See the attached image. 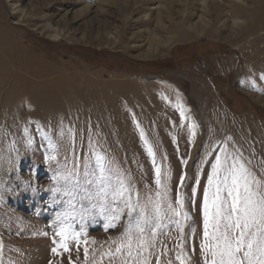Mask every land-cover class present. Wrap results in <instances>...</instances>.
Masks as SVG:
<instances>
[{"label": "rangeland", "instance_id": "1", "mask_svg": "<svg viewBox=\"0 0 264 264\" xmlns=\"http://www.w3.org/2000/svg\"><path fill=\"white\" fill-rule=\"evenodd\" d=\"M262 96L264 0H0V264H204L216 157L264 178ZM158 167L183 238L129 256L112 193L154 199Z\"/></svg>", "mask_w": 264, "mask_h": 264}, {"label": "snow or ice", "instance_id": "2", "mask_svg": "<svg viewBox=\"0 0 264 264\" xmlns=\"http://www.w3.org/2000/svg\"><path fill=\"white\" fill-rule=\"evenodd\" d=\"M97 180L99 190L95 195L102 196L106 193L107 185L103 176ZM166 181L167 173H162L158 167L155 198L147 197L143 203L139 194L133 200L130 193L135 189L127 187L123 179L119 187L113 190V199L121 200L122 207L115 208L116 215L112 219H119L124 214L131 218L124 234L128 237L129 256L133 255V234L139 245L149 244L150 240L144 239L145 232L150 231L154 238L157 229L165 226L162 221L175 225L183 238L184 225L189 219L184 211V198L177 189L173 201ZM180 186H183V177ZM179 247L183 248V244ZM201 251L205 257L204 264H264V178H258L244 165L237 166L219 156L212 165L203 193ZM176 259L184 264L181 256L178 255Z\"/></svg>", "mask_w": 264, "mask_h": 264}, {"label": "bare ground", "instance_id": "3", "mask_svg": "<svg viewBox=\"0 0 264 264\" xmlns=\"http://www.w3.org/2000/svg\"><path fill=\"white\" fill-rule=\"evenodd\" d=\"M159 47H160V44L155 43V44H153L152 50L159 49ZM150 49H151V48H150ZM262 97H264V96H262ZM262 97H258L257 100H258V101H261V102L264 103V99H263ZM263 105H264V104H263Z\"/></svg>", "mask_w": 264, "mask_h": 264}]
</instances>
